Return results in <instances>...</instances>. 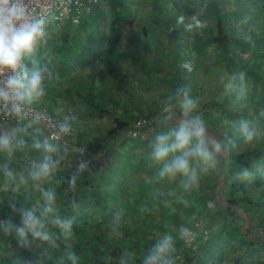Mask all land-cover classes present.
Here are the masks:
<instances>
[{
	"label": "crops",
	"instance_id": "0c3cea01",
	"mask_svg": "<svg viewBox=\"0 0 264 264\" xmlns=\"http://www.w3.org/2000/svg\"><path fill=\"white\" fill-rule=\"evenodd\" d=\"M165 2L166 0H158V2H156V0H147L150 6L148 5V7H143V9H141V13L144 15L137 16L133 9V4H124L123 7L130 11V14L126 16L117 15L116 13L105 17L99 14L96 15V19L109 22V24H107L108 29L104 30V39L100 36L102 35V31L99 34V39L95 41V43H93L92 38H90L89 44L93 46H87L89 48L86 53H84V51L82 53L83 49H79V54H82L76 58L73 57V62L69 64H62L61 61L55 57L56 52H54V50L51 52L52 56L49 55L50 53H48V51L51 50V48H55L50 45L54 43L51 40L55 35L51 29L47 28L48 39L45 43L38 45L35 58L42 63H47L53 69L54 78L46 81L47 92L41 101L48 104L51 103L57 111L56 115L61 118L66 115L76 116L74 121H70V123L75 126L76 133L67 143H61L62 150L66 155L60 168H67L69 173H71L76 163L81 159L87 160L89 164L91 159L97 160V155L101 153V149H98V154L91 156L88 152L89 150L86 151L81 144H101V137L103 138L113 126L107 129L104 134L97 136L95 135L97 129L94 128V124L96 123L92 121V118L96 119L103 115L104 117L106 115L112 117L125 116V111L128 109L136 113L139 106L137 105L138 99H135V96L138 95V70L145 69L146 71H154L153 69L155 67L154 64H150L149 61L145 63L144 61H137L138 56L142 53L157 52L160 47H163L165 50L167 48V52L172 56L178 53L175 49L177 48L175 45H178L182 52L186 50L191 55L190 59H192L193 62L195 60V67L199 68L202 74L207 72V64L204 61L209 59L212 72L216 70V67H222V69L228 73V76L236 75L238 77L236 81L237 88L229 92V94L236 99L231 105L232 111L229 112L227 110L225 114L217 110L215 111L216 116L220 115L221 118L226 117L225 123L227 125L230 119L233 120V134H230L228 130V132L222 131L223 134H221V136L217 133L215 136L218 138H235L234 135L238 136V134L235 131L234 124L244 119L248 121L260 135L251 143H245L241 138L242 140L238 143L236 148L254 147L264 141L263 0H194L195 5L200 3V7L196 9L191 16H181L172 12L169 7V5L172 4V0H168V10L166 9V18L167 16L168 18L166 22L172 20L171 16H173V19L176 21L179 19L180 22V18L184 17V21L181 22L182 27L180 28H182V34L180 36L174 33L172 36L171 32H169L170 30L167 32L163 30L165 27L164 25L159 27L154 24V21L157 20L156 18H158L157 22H160L161 18L159 16H161L160 13L162 10H159V8L162 7V5L164 6ZM96 5L94 11L99 7V5ZM203 5H209L210 8L213 9V14L209 17L206 16L204 14L206 8H204ZM156 11H158V13H156ZM94 14L95 13L83 16L77 25L72 26L75 29L86 26L88 19L92 21ZM140 16L146 18V21L143 22L138 19ZM133 18L144 23V26L142 29H131L126 31V29L123 28L124 23L131 22ZM193 18L201 21V26L187 29L185 25L187 22L191 23ZM218 20L224 23V34L228 38L226 47L223 44H219L218 41L215 42L212 40L213 36L216 35V22ZM59 33L62 40L66 38L64 35L68 34L62 31H59ZM187 35L189 36V41L186 38ZM145 38L147 44L142 46L141 41ZM153 38L154 40L150 42L149 40ZM208 38H211L210 44L204 45V42L208 40ZM230 38H232L231 42ZM177 39H179L178 42H176ZM100 41H102V45ZM25 63L27 64L28 61H25ZM163 67H165V65H163ZM76 73H80L79 78L75 77ZM240 74H243L242 79L239 78ZM168 77L171 79L173 76L168 74ZM241 89H243L242 93ZM162 103L163 101L157 104L161 105ZM150 105L152 104L146 105L145 109L149 108ZM235 118H237V120ZM216 124L219 126L218 122ZM218 126L216 128H218ZM217 131L219 130L217 129ZM153 137L151 141H147L146 143L141 141L140 144L134 143L138 156L137 158L132 156L133 163L136 162L137 169H139V166L143 168L144 164L146 165V169H151L153 177H151V186L148 191L149 195L148 193L146 195L148 199L159 198L164 192L162 187L166 188V178L161 179L158 176L160 165H153L148 158ZM120 145L122 144L120 143ZM139 145L142 147L141 150ZM231 151L235 152V149H231ZM33 155L34 153L29 152L19 154V157L13 162V170L15 171L16 168H19V171H16L17 182L13 189L6 187L3 177L0 175V210L4 211L6 218L11 217L12 214L9 207V201L12 197H15V202L18 206L23 205L26 207L34 205L40 198V194L32 187L30 180L25 182H20L19 180V177L27 176V172L24 168V166H26L25 160H29ZM117 155L120 157L121 152ZM224 157L226 156L221 158ZM119 159L120 158L117 160ZM57 172L53 180L51 182H46L44 187H54L57 189L62 185L61 182L65 177H63L59 171ZM124 182L130 183L129 179ZM131 182L132 184H130L133 186L134 190H140V192L144 190L141 186L142 174H135ZM66 188H68V186ZM124 190L127 193L126 188H124ZM55 191L58 204L59 195L58 191ZM153 204L157 205L155 202ZM17 260L18 256L14 253L4 252L0 255V263L3 262V264H17Z\"/></svg>",
	"mask_w": 264,
	"mask_h": 264
},
{
	"label": "clouds",
	"instance_id": "9594fccd",
	"mask_svg": "<svg viewBox=\"0 0 264 264\" xmlns=\"http://www.w3.org/2000/svg\"><path fill=\"white\" fill-rule=\"evenodd\" d=\"M31 5L32 0H0V121H5L0 122V175L6 187L13 189L17 182L13 162L19 154L34 153L26 162L27 176L19 180H30L40 198L26 207L18 206L12 197L9 207L19 216V222H14L12 217L0 220V234H14L22 246L38 242L56 247L61 237H72L74 218L58 210L56 191L44 184L53 180L65 159L61 141L71 133L70 121L76 116L57 119L35 107L46 95V81L54 78V72L47 63L35 58L38 45L48 39V20ZM180 20L183 22L184 17ZM196 26H201V21L195 18L185 25L187 29ZM224 79L226 92L237 88L236 75L226 73ZM197 107L188 87L178 86L161 104L156 118L161 131L154 136L148 156L153 165H160L158 176L169 180L180 178L179 187L185 193L198 186V169H215L220 158L237 147L231 137L210 135L205 120L196 112ZM234 128L245 143L260 135L244 119L234 124ZM89 170L87 160L78 161L67 179L68 190H74L81 175ZM240 175L243 177L244 173ZM72 207H79L75 200ZM195 235L189 227L179 228L175 236L164 233L143 257L142 264H176V239L188 243ZM68 260L70 264H80V257L74 252L68 255ZM119 264H135L134 256L123 252Z\"/></svg>",
	"mask_w": 264,
	"mask_h": 264
},
{
	"label": "trees",
	"instance_id": "16d2710c",
	"mask_svg": "<svg viewBox=\"0 0 264 264\" xmlns=\"http://www.w3.org/2000/svg\"><path fill=\"white\" fill-rule=\"evenodd\" d=\"M167 2L168 0H166V5ZM111 4L115 5L117 15L130 14L129 9L124 8L118 0L112 1ZM167 7L168 5L166 6L168 10ZM169 7L178 15L191 16L200 7V3L195 5L194 0H172ZM203 7L206 8L204 13L206 16L213 14V9L209 5H203ZM224 30V23L218 20L216 35L212 40L226 47L228 38ZM210 39L208 38L204 45L210 44ZM160 107L161 105L157 103H152L147 109L138 106L134 120L138 118L151 120L160 112ZM128 125L124 116H116L113 118V127L103 138L101 137V144L92 145L82 142V147L86 151L89 150L91 156L98 154L100 149L101 153L97 155V160H90V170L81 175L74 190L66 188L67 179L71 173L67 168L58 170L65 179L63 178L59 188L52 187V189L58 191V210L63 215L74 218L72 237L67 239L61 237L56 247L39 245L38 242L22 246L14 234L9 236L0 234V255L4 252L14 253L18 256L19 264H70L68 255L74 252L80 257V264H119L120 255L127 251L134 256L135 264H142L143 257L157 242L159 236L166 232H171L175 236L178 232L176 227L179 226L180 228L189 227L196 235L188 243L176 239V264H217L222 257L219 244L224 242L233 247L234 243L244 246L242 253L235 256L231 264H244L246 260L250 261V264L251 260L253 264H264V260L260 259L264 256L261 253L264 251V221H260V217L264 216V141L254 147H242L236 149L235 152L230 151L226 157L220 158L214 176L210 179L208 177L206 181L204 179V187H207L211 194L201 196V201H198L197 197L191 201L188 198L187 201L190 202L188 203L185 200L186 197H182L183 199L177 197L178 204L173 207L175 210L167 212L166 215L163 206L158 203V198H153L158 206L150 201L142 202L143 199H141V204L136 206L137 210L134 212L114 204L112 196L108 195L111 194L112 184L99 185L100 178H107L109 183H113V169L117 167L116 160L120 158L117 155L119 152H124L126 159H132L131 153L120 145L121 139L125 135H138L137 143H139L147 138V132H151L147 130L148 125L141 128L144 129L143 133L136 131L138 128L134 130V127L133 131H130ZM136 132L138 134H135ZM233 140L238 145L242 139L235 136ZM132 164L126 167L129 176L133 171ZM27 167L26 163L24 166L26 172ZM141 169V186L144 189L150 188L151 177H153L151 169H146V167H141ZM16 171H19V168H16L14 172ZM242 172L243 177L240 175ZM120 185V190L126 188L128 191H134L130 183L121 180ZM196 190L195 188L192 192L195 193ZM134 192L138 198L142 197V191L135 190ZM164 194L162 193V197L165 196ZM113 196L118 198V194ZM73 200L79 205L78 208L72 207ZM172 202L174 204V200ZM140 208L148 210L139 212ZM176 208L180 210L177 211ZM181 208L191 210L184 212L185 209ZM152 213L155 214V219ZM232 214L237 217L242 228L231 225L228 216ZM11 217L14 222H19L17 214L12 212ZM0 218L8 219L1 210ZM219 221L223 222L220 224ZM171 222L176 225L173 226ZM253 228L257 231H252ZM214 231H216L218 240H221L220 242L215 241Z\"/></svg>",
	"mask_w": 264,
	"mask_h": 264
},
{
	"label": "rangeland",
	"instance_id": "374dc122",
	"mask_svg": "<svg viewBox=\"0 0 264 264\" xmlns=\"http://www.w3.org/2000/svg\"><path fill=\"white\" fill-rule=\"evenodd\" d=\"M112 1L114 0H104V1L100 0L99 3L96 5V6L99 5V7H97L96 11H93V13H95L94 18H92V21L88 19L86 26H81L82 28L75 29L72 25H77L78 23H74V22L72 23L71 21H67V20H63L62 22L48 21L47 28L51 29L55 35L54 38L51 40L54 43L50 44L55 48L54 49L51 48V50L48 51V53H50L49 55H51V52H53L54 50V52H56L55 57L58 58V60H60L62 64H69L73 62L72 61L73 57L76 58L77 56L81 55L83 51L84 53L88 52L87 49L89 47L87 46L90 47L93 46L89 44L90 38H92V42L95 43V41L99 39V34L102 31V35L100 36L104 39L103 37L105 35L104 30L108 29L107 24H109V22L100 21L96 19V15L99 14L100 16H104V17L108 15H114L116 13V8L115 5L111 4ZM130 1L131 0H118V2L122 3L123 6L124 4L127 5L133 4V9L135 10L137 16L144 15L141 13V9H143V7H148V5L150 6V4L147 3V0H135V2L134 0H132L131 2ZM156 2H158V0H156ZM159 10H162L160 13L161 16H159L162 19V21L160 19V22H157L158 18H156L157 20L154 21V24L158 25L159 27L161 25L162 26L164 25L165 27L164 29L163 28L162 29L166 32L170 30L169 32H171L172 36L173 33L176 34L177 36H180L182 34L181 32L182 28H180L182 27L181 26L182 23L179 21V19L177 18L178 20L176 21L175 19H173V16H171L172 20L166 22V19L168 18V16L166 18V2L164 3V6L162 5V7L159 8ZM156 13H158V11H156ZM141 17L143 16H140V18L138 19H140L143 22L146 21L145 20L146 18L144 17L141 18ZM131 20H132L131 22L124 23L123 28L126 29V31H129L131 29H140V28L142 29V27L144 26V23L136 20V18L135 19L133 18ZM59 31L68 33L64 35V37H66L64 40L60 38L61 36L59 35L60 34ZM186 38L189 41L188 35ZM153 40L154 38L149 41L151 42ZM178 40L179 39H177L176 42H178ZM231 41L232 38H230V42ZM100 42L102 45V41ZM141 43L142 46H144V44H147L146 38L143 41H141ZM175 46L177 47L175 49L178 53L172 56L170 55V53L167 52L168 49L166 48L165 50L163 49V47H160V49L157 52L144 53V54L142 53L138 56L137 61L139 62L144 61V63L149 61L150 64H154L155 67L153 69L154 71L152 70L146 71L145 69L138 70L137 73L139 78L137 85L138 95L135 96V99L136 98L138 99L137 105H139L140 108L145 109L146 105L148 104L159 103L164 101L167 97H169L174 93L175 89L178 86H186L190 90V95L192 96V98L197 101L198 107L196 112L200 114L205 120L209 134L210 135L213 134V136H215L216 133L221 135L223 134L222 131L228 132V130L230 131V134H233L232 133L234 131L232 127L233 120L230 119L229 120L230 122L227 125L225 123L226 117L221 118L220 115L219 116L215 115L216 110L219 112H223L224 114L227 112V110L231 112L232 111L231 105L234 103V100H236L234 99L233 96L229 94V92L225 91L224 84L227 81L226 79H224V77L226 72L222 69V67H216L215 68L216 70L213 69L214 71L212 72L211 70L212 68L210 67V61L209 59H207L206 61H204L207 64V69H206L207 72L202 74L199 68L195 67L194 65L195 60L193 62L192 59H190L191 55L186 50L182 52L178 45ZM79 49H83L82 53L80 54H79L80 51ZM163 65H165V67H163ZM168 74H171L173 77L169 79L170 77H168ZM75 77L79 78L80 73H76ZM145 79L147 80V82ZM36 106L39 108L45 107L51 114L54 115H56L57 113V111L54 109V106L51 103L48 104L45 103L44 101H40ZM125 113L126 114L124 118L129 124L128 128L130 129V131H133L132 129L133 127L134 130H136L138 126H135V121L137 120V119L134 120L135 113H133V111L129 109L125 111ZM158 115L159 113L154 115V117H152L151 120H147L146 123V125H148L147 130L149 129L151 130V132H147V138L142 139L144 143H146L147 141H151L152 137L155 136L159 131H161L159 125L156 123V118ZM113 118L114 117L110 115L108 116L106 115L105 117L103 115L102 117L96 119L92 118V121L96 123L94 124V128L97 129L95 135L100 136L101 134H104L107 129L113 126ZM235 119L237 120V118ZM215 122L216 123L218 122L219 126ZM217 126L218 128H216ZM142 127L143 126L138 127V130L136 131H139V133H143L144 129H141ZM217 129L219 131H217ZM135 134L138 133L136 132ZM138 137H139L138 135H125V137L121 139V144H122L121 146H123L127 152H130L134 158H137L138 156V153L136 151V145H134V143L138 142L139 140ZM139 146L141 150L142 147L141 145ZM234 149L236 150L237 148ZM132 161L133 159L131 160L128 158L126 159L125 153L121 152L120 159L117 160L116 162L117 167L113 169L114 175H112L113 176L112 179H114V181L110 179V181H113V183L111 182L109 183V180L107 178H100L99 185L103 184L102 186H106L112 184L113 186L111 187L110 190L111 194L108 195L112 196L113 200L115 201L114 204L116 206L124 207L125 209L127 208L136 212L137 210L136 206L141 204L140 202L141 199H143L142 202H144L145 200L146 202L150 201L151 203H154V199L153 198L148 199L146 196L147 195L146 191H148L149 188L144 189L141 192L142 193L141 198L135 196L136 192H134L135 190L133 188H132V190H134L133 192L128 191L127 189V193L124 189L120 190L121 180L126 181L129 179L130 183L132 184L131 182L132 177L135 174L137 175L142 174L141 172L142 169H140L141 167H138L139 169H137L136 162L133 163ZM131 163H133L131 167L133 171L130 173L129 176L126 171L127 169L126 167H128L129 165L131 166ZM143 167H146V165L144 164ZM216 172H217V168L215 169L209 168L207 171L198 169L199 184L196 187L197 190L195 193H193L192 191L187 193L183 192V190L179 187L180 178H177L176 180H169L166 178V188L162 187V189H164L163 193H165L164 194L165 196L162 197L161 194L158 198L159 200L158 203H160L163 206L162 208L163 210L166 211V215L168 214L167 212H173L175 210V208L173 207L176 206L175 204H178V198L186 197L185 199L186 201L188 198L189 201H191L193 199H196L197 197L198 201H201L200 198L201 196H204V194H211L208 188L204 187L205 184L204 179L206 181L208 177H209L208 179H210V177L212 178L214 176L213 174H215ZM193 190L195 191V189ZM115 194H118V198L113 196ZM172 200H174V204ZM189 201L187 202L190 203ZM109 202L112 203V201ZM125 205L127 207H125ZM152 209L153 207L151 208V210ZM181 209H185L184 212H186V210H191L189 208H181ZM144 210H148V209L140 208L139 212H143ZM176 210L179 211L180 208H176ZM152 214L154 215V219H155V214L154 213ZM228 220L231 222V225L240 226L239 228H242L239 220L237 219V217H235L234 214L229 215ZM261 220L264 221V216L260 217V221ZM222 222L219 221L220 224ZM214 223H216V220H214ZM171 224L173 226L176 225L174 222H171ZM220 224L217 223V225ZM179 228H180L179 226L176 227V230H179ZM251 230L257 231L256 228H253ZM214 237H215V241L217 242L221 241L220 239L218 240L216 231H214ZM222 240H224L223 237ZM219 246L222 251V257L218 260L217 264H231L232 259L235 258V256L241 254L242 251L244 250V246H238L237 243H234V247L232 245H228L226 242L219 244ZM261 253H263L264 255V251H261ZM261 259L264 260V256H261ZM245 263L250 264V261L246 260ZM253 263L254 262L251 260V264Z\"/></svg>",
	"mask_w": 264,
	"mask_h": 264
},
{
	"label": "built area",
	"instance_id": "2783aa9c",
	"mask_svg": "<svg viewBox=\"0 0 264 264\" xmlns=\"http://www.w3.org/2000/svg\"><path fill=\"white\" fill-rule=\"evenodd\" d=\"M99 3V0H32V7L37 14H44L48 21L62 22L63 20L71 21L72 23H79L83 16L90 15L94 11V7ZM263 13H264V0H263ZM37 110L43 109L49 112L45 107L39 108L35 106ZM50 113V112H49ZM51 114V113H50ZM54 115V114H52ZM57 119H62L58 115H54ZM5 122V121H0ZM7 123H12L7 121ZM147 123V119L138 118L135 121V126H144ZM71 125V133L65 136L61 143H67L70 138L76 133L75 126ZM137 127V128H138ZM82 150V149H81ZM0 220H3L0 218Z\"/></svg>",
	"mask_w": 264,
	"mask_h": 264
}]
</instances>
